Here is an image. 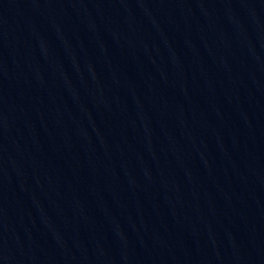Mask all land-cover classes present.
Returning a JSON list of instances; mask_svg holds the SVG:
<instances>
[{"label": "water", "instance_id": "obj_1", "mask_svg": "<svg viewBox=\"0 0 264 264\" xmlns=\"http://www.w3.org/2000/svg\"><path fill=\"white\" fill-rule=\"evenodd\" d=\"M0 264H264V0H0Z\"/></svg>", "mask_w": 264, "mask_h": 264}]
</instances>
